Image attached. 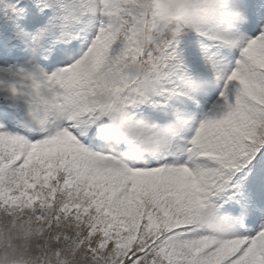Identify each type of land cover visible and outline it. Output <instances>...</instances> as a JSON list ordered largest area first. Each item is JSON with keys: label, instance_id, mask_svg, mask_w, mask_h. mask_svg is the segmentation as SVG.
<instances>
[{"label": "snow or ice", "instance_id": "6c2138e0", "mask_svg": "<svg viewBox=\"0 0 264 264\" xmlns=\"http://www.w3.org/2000/svg\"><path fill=\"white\" fill-rule=\"evenodd\" d=\"M0 264H264V0H0Z\"/></svg>", "mask_w": 264, "mask_h": 264}]
</instances>
